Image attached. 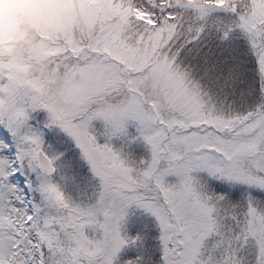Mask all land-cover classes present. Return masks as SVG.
<instances>
[{
  "label": "snow or ice",
  "instance_id": "6c2138e0",
  "mask_svg": "<svg viewBox=\"0 0 264 264\" xmlns=\"http://www.w3.org/2000/svg\"><path fill=\"white\" fill-rule=\"evenodd\" d=\"M0 43V264H264V0H40Z\"/></svg>",
  "mask_w": 264,
  "mask_h": 264
},
{
  "label": "clouds",
  "instance_id": "9594fccd",
  "mask_svg": "<svg viewBox=\"0 0 264 264\" xmlns=\"http://www.w3.org/2000/svg\"><path fill=\"white\" fill-rule=\"evenodd\" d=\"M44 8L40 0H0V43L32 34L37 26H50Z\"/></svg>",
  "mask_w": 264,
  "mask_h": 264
}]
</instances>
